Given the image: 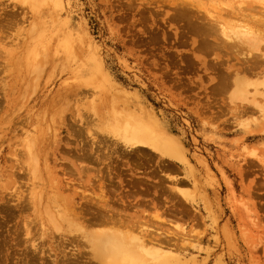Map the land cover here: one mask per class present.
Returning a JSON list of instances; mask_svg holds the SVG:
<instances>
[{"label":"rangeland","instance_id":"1","mask_svg":"<svg viewBox=\"0 0 264 264\" xmlns=\"http://www.w3.org/2000/svg\"><path fill=\"white\" fill-rule=\"evenodd\" d=\"M262 2L0 0V264H264Z\"/></svg>","mask_w":264,"mask_h":264},{"label":"bare ground","instance_id":"2","mask_svg":"<svg viewBox=\"0 0 264 264\" xmlns=\"http://www.w3.org/2000/svg\"><path fill=\"white\" fill-rule=\"evenodd\" d=\"M264 1V0H263ZM261 5V4H260ZM262 6H264V2H262ZM224 32V31H223ZM264 58V57H263ZM255 60V59H254ZM251 64V63H250ZM255 66V65H254ZM256 68V67H255ZM258 68V67H257ZM239 80V79H238ZM238 80H236L237 81V86L236 87H240L239 88V90H241V92L242 91H244V90H246L245 89V87H243V84L241 85V84H238L239 82H238ZM235 81V82H236ZM257 89H255V91H253V94H257ZM244 93V92H243ZM246 93V92H245ZM252 94V95H253ZM255 96V95H254ZM254 98V97H253ZM252 98V99H253ZM250 100L251 102L254 100L255 101V99H253V100ZM253 101V102H254ZM252 102V103H253ZM255 102H257V101H255ZM255 102H254V105H255ZM258 103H256V105H257ZM261 108H263L262 106H261ZM141 125V124H140ZM144 128V127H143ZM141 131H142V128H139L138 129V133L136 134L137 136H135V138L133 139V141L131 142V145H133V146H136V145H147V140L145 139V138H143L142 136L143 135H141ZM146 133V132H145ZM133 135V134H132ZM145 135V134H144ZM134 136V135H133ZM101 191V194H103V190H100ZM101 196V195H100ZM102 208L104 209V210H106V212H108V213H106L108 216V219H109V221H112V222H114V221H116L117 219V221L119 222L120 221V218H116V220L114 219H111L112 218V212L114 211L113 209H111L109 206H106V205H104V204H102ZM105 214V215H106ZM117 214H118V212H117ZM101 218V217H100ZM102 219V218H101ZM104 219V218H103ZM105 221V220H104ZM107 222V221H106ZM111 223V222H110ZM103 224V223H102ZM105 224V223H104ZM114 224V223H113ZM106 225V224H105ZM134 225V224H133ZM84 226H86V225H84ZM82 228V227H81ZM101 231V230H100ZM99 231V232H100ZM106 231V230H105ZM98 232V231H97ZM88 233V232H87ZM102 233H105V232H101V234ZM108 233V234H107ZM111 233H112V235H114V233L111 231ZM110 233V234H111ZM99 235H100V233H98ZM98 234H96V236L98 235ZM87 235V234H86ZM107 235V236H106ZM106 235L104 236V234H102V236L100 235V236H98L97 238H96V236H94L93 237V241L92 242H94L93 244H95V246H94V248L96 249V250H98L100 253H102V254H104V252L107 250L108 252L110 251V253H111V255L112 256H115L116 255V253H126V254H128V255H131V254H129V252H128V248L127 249H125L124 248V243H123V241L122 240H120V238L119 237H117L119 234L117 233L115 236L116 237H113V236H111V235H109V232H106ZM120 235H122L121 233H120ZM127 236V235H126ZM126 236H124L125 238H126ZM88 237H90V236H88ZM123 237V236H122ZM95 238V239H94ZM86 239V238H85ZM152 239V238H151ZM150 239V240H151ZM145 240V239H144ZM133 242V241H132ZM134 242H135V240H134ZM128 242H126V244H127ZM137 243V242H136ZM92 244V245H93ZM139 244H141V243H139ZM128 245V244H127ZM138 247V246H137ZM118 249V250H117ZM131 249H133V248H129V250H131ZM140 250V249H139ZM138 250V251H139ZM97 251V252H98ZM106 251V252H107ZM137 252V251H136ZM140 252H141V250H140ZM99 253V254H100ZM142 253V252H141ZM96 254V253H95ZM101 254V255H102ZM107 254V253H106ZM135 254V253H134ZM103 257V256H102ZM110 257V256H109ZM122 257H123V255H122ZM137 258V257H136ZM135 258V259H136ZM96 259V258H95ZM128 259H129V257H128ZM127 259V260H128ZM105 261V260H104ZM124 261H125V259H124Z\"/></svg>","mask_w":264,"mask_h":264}]
</instances>
